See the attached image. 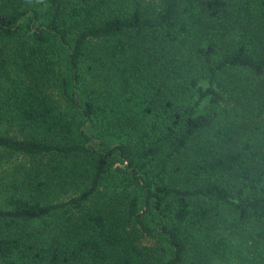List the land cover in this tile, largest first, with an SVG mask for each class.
<instances>
[{
	"label": "trees",
	"instance_id": "1",
	"mask_svg": "<svg viewBox=\"0 0 264 264\" xmlns=\"http://www.w3.org/2000/svg\"><path fill=\"white\" fill-rule=\"evenodd\" d=\"M13 156L0 264H264V0H0Z\"/></svg>",
	"mask_w": 264,
	"mask_h": 264
},
{
	"label": "rangeland",
	"instance_id": "2",
	"mask_svg": "<svg viewBox=\"0 0 264 264\" xmlns=\"http://www.w3.org/2000/svg\"><path fill=\"white\" fill-rule=\"evenodd\" d=\"M86 71H83V79L84 83L91 84L95 87H98L103 92L104 79L102 73L95 67L89 68L88 66L84 67ZM51 97L53 98V102L56 105V108L61 112L62 116L69 117V115L73 114V109L65 104L63 99L58 97V93L54 88L51 87L50 89ZM76 118L80 117V113H75ZM3 126V125H1ZM8 132L13 134L17 133V130L14 127H5ZM109 143H113V141L108 140ZM22 160L21 157H11V159L3 160L2 165L4 167H0V176L3 178L7 175L9 171L14 169V165L19 161Z\"/></svg>",
	"mask_w": 264,
	"mask_h": 264
}]
</instances>
